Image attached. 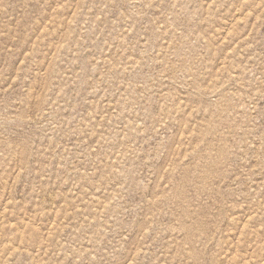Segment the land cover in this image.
<instances>
[{
	"label": "rangeland",
	"instance_id": "1",
	"mask_svg": "<svg viewBox=\"0 0 264 264\" xmlns=\"http://www.w3.org/2000/svg\"><path fill=\"white\" fill-rule=\"evenodd\" d=\"M0 264H264V0H0Z\"/></svg>",
	"mask_w": 264,
	"mask_h": 264
}]
</instances>
